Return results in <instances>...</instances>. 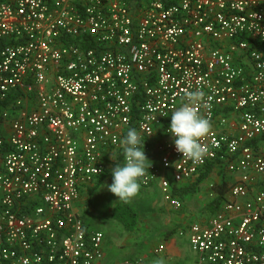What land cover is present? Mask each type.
<instances>
[{
	"label": "built area",
	"instance_id": "2783aa9c",
	"mask_svg": "<svg viewBox=\"0 0 264 264\" xmlns=\"http://www.w3.org/2000/svg\"><path fill=\"white\" fill-rule=\"evenodd\" d=\"M196 90L211 129L193 163L168 128ZM130 129L159 152L141 187L175 208L171 182L233 175L188 226L195 264H264V0H0V264H115L75 203Z\"/></svg>",
	"mask_w": 264,
	"mask_h": 264
},
{
	"label": "crops",
	"instance_id": "0c3cea01",
	"mask_svg": "<svg viewBox=\"0 0 264 264\" xmlns=\"http://www.w3.org/2000/svg\"><path fill=\"white\" fill-rule=\"evenodd\" d=\"M144 152L149 161L159 164V158H158L159 152L156 150L153 141H150L149 149L144 150ZM116 154L113 158L112 157L107 158L106 168H105V171H107V173L106 175L102 176L101 179H99V183H97V179L103 173L95 176L92 182L86 184L84 187L80 188L79 190V196L75 203V209L80 214L83 220L84 227L88 230H100L103 233L101 229H96L94 227L89 226L88 222L86 221L85 214L90 206V195L92 194V192L100 185L101 182L105 180L107 181V179L112 176V169L114 168L113 162L115 161L114 159L116 158ZM121 162H122V157H121ZM122 164L124 163L122 162ZM160 174L162 176L164 175V173H160ZM166 175L169 176V174ZM232 181H233L232 173L227 172L222 167H219V164L217 163H208L202 170H200V172L194 174L190 178L178 183L171 182L172 195L179 198V200H181V206L179 208L173 207L169 202H167L163 198L158 182H154L147 187H140V189L153 188L155 189L156 192L157 191L160 192V194L158 195H160L161 200L159 201L155 197H153L149 199V202H138L142 204V207L145 206L146 208H148V210H144V212H146L145 213L146 215L143 216L144 217L143 219L140 218L138 219V214L132 208L133 205L137 204V201L140 200L141 196L138 194L137 197H134L130 203H127L136 213L135 228L133 232L130 233L125 231L122 225L112 216L113 207L116 204L121 203L122 201L118 200V197L116 199L113 198L111 201H109L110 200L109 199L107 200V202H105V206L107 205L106 207L107 210L111 213V217L120 225L121 230L119 233L125 232L129 236L132 235V233H135L134 231L136 229V224L140 221V223H148L146 224L147 226L145 225V227L141 228L143 231L142 232L143 235L147 234L148 230H150L151 234L156 233V235L162 236V240L165 237L171 238V241L169 243L165 239L164 241H162L163 243L157 242V245L153 244L151 246L152 255L153 253L156 254L163 253L162 255L164 257L160 258L163 260V264H195L197 256L191 250L189 245L188 234H187L188 226L192 222H205L211 215H213L216 212L217 209L211 211L210 208H208V204L212 199H214L217 196V192L215 191V188L217 186L223 187L224 186L223 184H226V189L222 192L220 202L218 205V209H219L221 203L228 197V187ZM90 188H93L91 192H89ZM201 190H203V193H200ZM160 220L163 221V224L166 227L165 228L166 230L164 229L165 231L160 226V222H159ZM152 231L154 232L152 233ZM161 231H164V233L163 232L160 233ZM181 231L182 233H180ZM174 234H176L177 238L172 237ZM121 235H125V234H119L120 238L117 241L116 246L119 247V251L122 252V254L126 252V250L123 247L124 243L128 245L130 243L136 242L135 243L136 248H133L131 250L135 249V250L143 251L147 248V245L144 244V242L142 243V245H140V242L130 239L129 236H121ZM137 235H141V234H137ZM103 239H104V233H103ZM186 242H187V248L184 247ZM108 248H110V245L106 240H103L102 241V249L104 253L103 259L106 262L121 264L124 260H128V259L133 260L140 258L143 264H149V262H151V264H157V262L149 261L150 259L145 260L144 256L138 255V253H133L131 257H128V255L123 254L122 257L118 259H113L115 256L111 257L108 254L107 251ZM187 251H189V253ZM173 256H175L174 260H172ZM169 259H171L172 261H170Z\"/></svg>",
	"mask_w": 264,
	"mask_h": 264
},
{
	"label": "clouds",
	"instance_id": "9594fccd",
	"mask_svg": "<svg viewBox=\"0 0 264 264\" xmlns=\"http://www.w3.org/2000/svg\"><path fill=\"white\" fill-rule=\"evenodd\" d=\"M184 100L172 112L168 132L174 137L175 148L183 158L198 163L208 151L201 140L210 132L211 123L197 111V106L205 102L202 91H185ZM120 144L125 163L112 169L113 182L107 187L118 200L130 203L139 194L141 178L145 177L151 164L145 163L149 160L144 152V143L141 150V137L135 129H130ZM157 264H163V261H157Z\"/></svg>",
	"mask_w": 264,
	"mask_h": 264
},
{
	"label": "rangeland",
	"instance_id": "374dc122",
	"mask_svg": "<svg viewBox=\"0 0 264 264\" xmlns=\"http://www.w3.org/2000/svg\"><path fill=\"white\" fill-rule=\"evenodd\" d=\"M112 182H113V176L109 177L107 179V181L105 180V181L101 182L100 185L90 195V206H89V209L86 211V214H85L86 221L88 222L89 226L94 227L96 229H101L103 231V233H104V239L103 240H106L108 242V244L110 245V248H108L107 251L111 257L115 256L113 259H118V258L122 257L123 254L128 255V257H131L133 253H138V255L144 256L145 260L150 259L149 261H154V262L162 260L160 258L164 257L162 255L163 253H159V254L153 253V255H152L151 246L153 244L157 245V242L163 243L162 241H164L165 239L169 243L171 241V238L165 237L162 240V236H158V235H156V233L151 234L150 230H148L147 234L143 235L142 234L143 231L141 228L145 227V225L148 223H140V221H139L136 224V229L134 231L135 233H132V235H130V236L127 235L125 232L119 233L121 230L120 225L111 217V213L107 210V207H106L107 205L105 206V202H107V200L110 199L109 201H111L113 198H115V199L117 198L113 193H111L109 191V189L107 187ZM200 193H203V190H201ZM158 194H160V192H158V191L156 192L155 189H153V188H148V189H142L141 188L140 189L139 195L141 196V198H140V200L137 201V204L132 206V208L138 214V219L139 218L143 219L144 218L143 216L146 215L145 214L146 212H144V210H148V208H146L145 206L142 207V204L138 203V202H149V199L153 198V197H155L157 200L160 201L161 200L160 195H158ZM140 216H142V217H140ZM159 222H160V226L164 230L166 227L163 224V221L160 220ZM164 231H161L160 233H162V232L164 233ZM153 232L154 231H152V233ZM119 234H125V235H121V236H129L130 239L140 242V245H142V243L144 242V244L147 245V248L143 251H139V250H135V249L131 250L133 248H136L135 247L136 242L130 243L128 245H126L124 243L123 247L126 250V252H124L122 254V252L119 251V247L116 246L117 241L120 238ZM137 234H141V235H137ZM172 237L177 238L176 234H174ZM184 247L187 248V242L185 243ZM180 248H181V246H180ZM187 252L189 253V251H187ZM174 259H175V256H173L172 260H174ZM169 260L172 261L171 259H169ZM149 261H147V262H149ZM149 264H151V262H149Z\"/></svg>",
	"mask_w": 264,
	"mask_h": 264
},
{
	"label": "trees",
	"instance_id": "16d2710c",
	"mask_svg": "<svg viewBox=\"0 0 264 264\" xmlns=\"http://www.w3.org/2000/svg\"><path fill=\"white\" fill-rule=\"evenodd\" d=\"M259 48H261V47L259 46ZM260 138L262 141H264V134H262L259 138L254 139L253 143H255V142L257 143L258 141H260ZM122 151H123V149H122ZM122 151L121 150L117 151L116 158L114 159L115 161L113 162L114 167L117 164L121 165V166L123 165L121 162ZM106 173H107V171L104 170L103 174L101 176H99V178L97 179V183H99V179H101L102 176L106 175ZM223 185H224L223 187L217 186L215 188V191L217 192V196L214 199H212L210 201V203L208 204V208H210L211 211L212 210L214 211L216 209L218 210V205L220 202L222 192L226 189V184H223ZM93 188H90L89 192H91L93 190ZM184 191H186V190H184ZM112 216L115 220H117L122 225V227L125 231H127L128 233L133 232V230L135 228V223H136V213L129 206V204L124 203V202L116 204L112 209Z\"/></svg>",
	"mask_w": 264,
	"mask_h": 264
}]
</instances>
